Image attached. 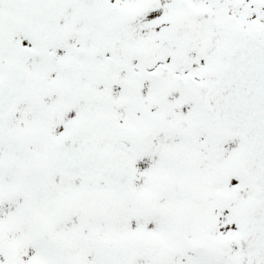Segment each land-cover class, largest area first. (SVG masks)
<instances>
[{"label":"snow or ice","instance_id":"snow-or-ice-1","mask_svg":"<svg viewBox=\"0 0 264 264\" xmlns=\"http://www.w3.org/2000/svg\"><path fill=\"white\" fill-rule=\"evenodd\" d=\"M0 264H264V0H0Z\"/></svg>","mask_w":264,"mask_h":264}]
</instances>
